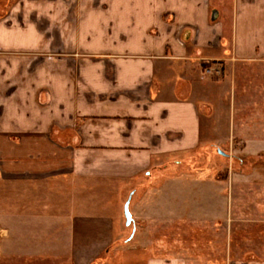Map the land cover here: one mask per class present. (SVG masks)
Listing matches in <instances>:
<instances>
[{
  "label": "crops",
  "instance_id": "1",
  "mask_svg": "<svg viewBox=\"0 0 264 264\" xmlns=\"http://www.w3.org/2000/svg\"><path fill=\"white\" fill-rule=\"evenodd\" d=\"M6 1L0 264H264V0Z\"/></svg>",
  "mask_w": 264,
  "mask_h": 264
},
{
  "label": "rangeland",
  "instance_id": "2",
  "mask_svg": "<svg viewBox=\"0 0 264 264\" xmlns=\"http://www.w3.org/2000/svg\"><path fill=\"white\" fill-rule=\"evenodd\" d=\"M2 3H4L3 5H2ZM5 3H7V1L6 0H0V16L3 14V12L6 10L5 8H4V5H5ZM5 9V10H4ZM253 70V69H252ZM251 70V71H252ZM217 75H219L220 76V74H217ZM241 77V80H242V82L243 83H253V87L255 88V89H253V91L252 92H250L251 94L250 95H248L247 97H249L250 96V98L252 99V97L253 98H256V93L259 91L260 92V90H257L256 88H257V86L255 85V83L256 82H259V81H263L264 82V72L263 73H258L257 71H252V73H247V74H243V76H240ZM252 87V88H253ZM258 92V93H259ZM253 93V94H252ZM249 98V99H250ZM230 104H231V101L228 99V107H227V111L225 112V121H227V125L229 124V122L230 121H232L233 122V120H234V118L236 119V127L238 126V124H239V119H240V116H241V114H240V111H239V108L236 106V108L234 109V105H233V107H232V105L230 106ZM260 109V108H259ZM263 111H264V108H263ZM257 113H259V110H258V112ZM257 113H255V115H257ZM225 124H226V122H225ZM218 151V150H217ZM217 153V152H216ZM218 154V153H217ZM228 159H226L225 161H232V159H230L229 157H227ZM258 161L260 160V162L261 161H263L264 162V155L262 156V157H260L259 159H257ZM199 163H202L203 161L205 162L206 161V159H205V157H202V159H199V160H197ZM235 162H239V159L238 158H236L235 160H234ZM243 161L244 162H247L245 165H248V166H250V165H252V164H256L255 163V161L256 160H254V159H251V158H245V159H243ZM203 162V163H204ZM248 163H250V164H248ZM106 204H109L108 202H106ZM110 204L112 205V206H114L115 207V205H114V202H110ZM125 204L126 203H124V205H123V208H122V210L124 209V206H125ZM122 221H123V223H124V225H125V216H124V214H122ZM131 231H132V228H131V226L130 227H126V233H125V239H124V241H127L128 240V238H129V236H130V234H131ZM108 261V260H107Z\"/></svg>",
  "mask_w": 264,
  "mask_h": 264
},
{
  "label": "water",
  "instance_id": "3",
  "mask_svg": "<svg viewBox=\"0 0 264 264\" xmlns=\"http://www.w3.org/2000/svg\"><path fill=\"white\" fill-rule=\"evenodd\" d=\"M216 19V16L214 17V20ZM217 153L219 155L224 156L225 153L221 150H218ZM130 201L128 200L124 206V216H125V220H126V226L130 227L133 224V217L132 214L130 212Z\"/></svg>",
  "mask_w": 264,
  "mask_h": 264
}]
</instances>
